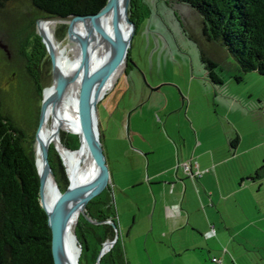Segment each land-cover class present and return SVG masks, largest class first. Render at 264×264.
<instances>
[{
	"label": "rangeland",
	"instance_id": "374dc122",
	"mask_svg": "<svg viewBox=\"0 0 264 264\" xmlns=\"http://www.w3.org/2000/svg\"><path fill=\"white\" fill-rule=\"evenodd\" d=\"M28 12L26 0H10L0 7V100L4 111L24 131L26 140L30 141L34 135L35 148L43 91L53 84V69L44 39L39 35L40 17L34 23V59L21 61L17 56L10 35ZM127 15L134 26L126 65L97 104L103 152L109 149L116 155L118 165L126 166L128 159L121 150L133 147L152 150L160 146L163 150L158 155H148L152 167L156 161L165 165L172 162L165 139L158 135L159 128L164 137L168 134L187 137L192 151L196 147L194 132L198 131L203 142L200 150L211 148L217 156L214 159H221L228 149L234 150L237 140L242 138V149H250L240 156L241 161L236 156L219 169L233 175L234 171H241L243 164L253 169L254 176L258 171L254 192L264 197V167L261 168L264 165V75L255 70L242 72L223 48L205 39L200 17L186 7L165 0H129ZM30 23V19L23 21L19 32L31 34ZM67 31V22L57 21L53 26L56 42L61 48L66 47L65 53L72 60ZM5 44L6 49L2 47ZM200 49L219 63L222 84L214 85L208 80ZM26 66L41 72L45 78L40 95L33 89ZM192 117L193 124L189 120ZM247 133L253 134L252 137ZM140 173L139 167L135 175ZM110 197L122 243L121 197L113 188H110Z\"/></svg>",
	"mask_w": 264,
	"mask_h": 264
},
{
	"label": "crops",
	"instance_id": "0c3cea01",
	"mask_svg": "<svg viewBox=\"0 0 264 264\" xmlns=\"http://www.w3.org/2000/svg\"><path fill=\"white\" fill-rule=\"evenodd\" d=\"M189 106L190 99L187 115ZM189 120L193 124V117ZM158 130L172 156L170 164L155 158L150 167L148 155H158L163 150L160 146L121 150L128 159L126 166H119L116 155L104 150L109 188L121 197L120 233L126 264H215L212 256L220 257L223 264H264V197L255 195L253 169L242 164L233 175L219 169L236 156L241 161L250 147L242 149V138L235 139L234 150L214 159L217 156L211 148L200 150L203 142L198 131L192 151L187 137H164ZM184 161L197 165L202 175L187 176L180 164ZM139 167L141 173L136 176Z\"/></svg>",
	"mask_w": 264,
	"mask_h": 264
},
{
	"label": "trees",
	"instance_id": "16d2710c",
	"mask_svg": "<svg viewBox=\"0 0 264 264\" xmlns=\"http://www.w3.org/2000/svg\"><path fill=\"white\" fill-rule=\"evenodd\" d=\"M8 1L10 0H0V7ZM26 1L30 12L23 15L19 25L30 19L32 33H26L24 30L19 32L18 25L11 33L10 39L17 49L19 59L22 61L23 58L28 62L34 59L33 45L36 41L34 23L37 18L72 14L91 15L97 13L107 2V0ZM165 1L186 7L200 17L199 22L205 39L223 48L238 63L242 72L255 70L264 75V0ZM200 60L208 80L214 85L222 84V69L219 63L201 49ZM26 67L33 89L40 95L44 89L45 78L41 72L36 73L31 71L30 67ZM236 80H240V77H236ZM33 139L34 135L30 141L26 140L24 131L13 117L4 111L0 100V264H54L48 218L39 202L40 182ZM60 140L70 149L79 146L76 134L60 131ZM48 160L60 190L64 191L68 180L52 145L49 146ZM263 167L264 165L261 168ZM192 168L194 169L195 165L192 164ZM257 176L258 171L255 173V177ZM85 213L79 215L74 228L81 246L78 264H95L103 243L112 240L118 231L117 214L109 187L88 202ZM213 258L221 260V263L213 261ZM211 262L223 264V260L216 256L211 257ZM99 263L126 264L119 238L100 257Z\"/></svg>",
	"mask_w": 264,
	"mask_h": 264
},
{
	"label": "water",
	"instance_id": "95a60500",
	"mask_svg": "<svg viewBox=\"0 0 264 264\" xmlns=\"http://www.w3.org/2000/svg\"><path fill=\"white\" fill-rule=\"evenodd\" d=\"M118 1L119 0H107L106 4L97 13L91 15L72 14L67 16H48L40 18V20H53L55 22L58 21L68 23L67 34L69 39L73 34H76L80 59L78 71L75 73V75L72 78L65 77L56 69L54 51L43 40L52 63L53 84L51 86L54 87V92L50 96H45L46 90L43 91L44 95L40 106L39 125L35 134V141L39 129L43 124L44 116L48 106L51 104L53 106L58 104L70 81L75 80V78L79 76L80 86L75 102L76 116L72 120V124L75 126L76 130L67 132L76 134L79 143L82 142L86 146L92 157L94 167L97 170V175L88 179L85 177L80 178L78 176H70L57 146L53 144L68 180L67 187L64 189V191H61L48 160L49 146H43L40 150V159L42 163L41 168L38 166L37 158L35 159L40 182L39 202L42 208L45 210L48 218V225L51 232V251L54 264H78L81 254V246L78 243L74 229L71 238L66 234L67 226L72 219H76V225L79 215L86 214L85 208L88 202L101 193L105 188L109 187L110 173L99 139L100 133L97 119V104L105 94L104 88L108 79L116 72L120 65L123 64V67L126 65L128 47L130 46L131 41V30L134 26L133 22L128 18L127 15L129 0L123 1L121 15L122 19L129 25L128 32H125L120 26L117 12H115V6L117 5ZM99 16H105L108 19L113 34L116 38V41L113 43L114 46L112 47V51L107 57H105L104 60L100 61L98 59L96 60L95 58H91L88 48L89 37L91 36L92 27L94 26L93 21ZM85 20H91L92 27H89L86 36H82L77 31H74L73 23L76 21ZM39 35L43 38V35L40 31ZM2 47L6 49V45H3ZM121 71L118 76L121 74ZM61 144L63 145L62 142ZM63 146L68 151H74V149H70L65 145ZM49 175L53 181L54 195L53 199L46 202L44 196L45 184ZM117 238L118 232H116V235L112 240L103 243L95 264H100V257L115 244Z\"/></svg>",
	"mask_w": 264,
	"mask_h": 264
},
{
	"label": "bare ground",
	"instance_id": "6f19581e",
	"mask_svg": "<svg viewBox=\"0 0 264 264\" xmlns=\"http://www.w3.org/2000/svg\"><path fill=\"white\" fill-rule=\"evenodd\" d=\"M123 1L119 0L115 6V12L118 15V22L125 32H128L129 25L122 19ZM92 27L91 20L76 21L73 23L74 31H77L82 36H86L89 27H92L91 36L89 37L88 48L91 58L96 60H104L109 55L114 46L116 38L111 29L110 23L105 16H99L93 21ZM56 22L53 20H40L38 29L43 35V39L47 45H49L54 51L56 69L65 77L72 78L78 71V64L80 59V52L76 40V34L72 35L70 40V46L73 51V59L71 60L66 52V47L61 48L56 42L53 32V26ZM55 31V30H54ZM66 54V55H65ZM123 68V64L118 67L116 72L108 79L104 91L110 89L111 85L116 80L118 74ZM80 78L79 76L75 80L70 81L65 89V92L61 100L53 106H48V109L44 116L43 124L41 125L36 141L35 151L37 154V163L41 168L42 163L40 159V150L43 146H50L54 144L57 146L59 153L61 154L63 161L66 165L67 171L70 176H78L80 178H92L97 175V170L94 167L92 157L81 142L78 148L73 152L68 151L60 142V130L75 131V126L72 124V120L76 116L75 102L79 92ZM54 92V87L50 86L45 91V96H50ZM53 181L49 175L45 184V200L46 202L53 199ZM76 219H72L67 226V235L71 238Z\"/></svg>",
	"mask_w": 264,
	"mask_h": 264
},
{
	"label": "built area",
	"instance_id": "2783aa9c",
	"mask_svg": "<svg viewBox=\"0 0 264 264\" xmlns=\"http://www.w3.org/2000/svg\"><path fill=\"white\" fill-rule=\"evenodd\" d=\"M181 165H182L184 173L187 176H197V177H199L202 174V171L198 168L197 165H195L194 169L192 168V164L190 163V161H185ZM213 261L221 263V260H218L216 258H213Z\"/></svg>",
	"mask_w": 264,
	"mask_h": 264
},
{
	"label": "flooded vegetation",
	"instance_id": "af4514ba",
	"mask_svg": "<svg viewBox=\"0 0 264 264\" xmlns=\"http://www.w3.org/2000/svg\"><path fill=\"white\" fill-rule=\"evenodd\" d=\"M6 45V44H5ZM7 46V45H6Z\"/></svg>",
	"mask_w": 264,
	"mask_h": 264
}]
</instances>
